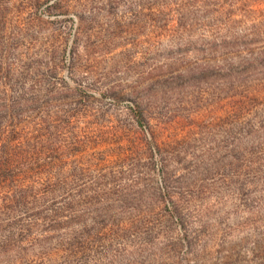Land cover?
Here are the masks:
<instances>
[{"label": "rangeland", "instance_id": "rangeland-1", "mask_svg": "<svg viewBox=\"0 0 264 264\" xmlns=\"http://www.w3.org/2000/svg\"><path fill=\"white\" fill-rule=\"evenodd\" d=\"M14 125L0 264H264V0H0Z\"/></svg>", "mask_w": 264, "mask_h": 264}, {"label": "trees", "instance_id": "trees-1", "mask_svg": "<svg viewBox=\"0 0 264 264\" xmlns=\"http://www.w3.org/2000/svg\"><path fill=\"white\" fill-rule=\"evenodd\" d=\"M131 112L133 113L135 122L138 126L143 127L146 125V118L143 110L136 106L135 108H131ZM15 125L12 130L7 129L6 126H1V134H0V187L1 183H3L2 189H8L7 186L4 185L6 182H16L13 187L10 186V189L7 191L9 194L6 199L5 196L1 199L3 203L12 202L16 203L24 200L25 198H29V187L22 184V182H18L21 180L25 174L22 175L19 169H22L23 166L20 164V160L17 161V154L19 153L21 145L23 144V138L19 133L18 136L13 132L15 129ZM28 143L30 142L33 146L35 141L31 137H27ZM29 143V144H30ZM32 146V147H33ZM20 165V166H19ZM21 167V168H19ZM9 179V180H6ZM4 190V191H6ZM0 192H2L0 190ZM36 194V193H35ZM37 195V194H36ZM34 195V197L36 196ZM2 203H0V211L3 208ZM17 206V205H15ZM6 212H0V223L4 217Z\"/></svg>", "mask_w": 264, "mask_h": 264}]
</instances>
